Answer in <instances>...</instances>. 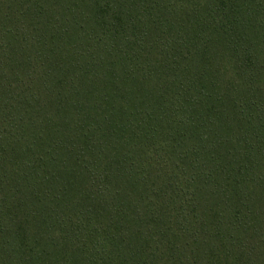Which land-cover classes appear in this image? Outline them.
Wrapping results in <instances>:
<instances>
[{
	"label": "trees",
	"instance_id": "1",
	"mask_svg": "<svg viewBox=\"0 0 264 264\" xmlns=\"http://www.w3.org/2000/svg\"><path fill=\"white\" fill-rule=\"evenodd\" d=\"M0 264H264V0H0Z\"/></svg>",
	"mask_w": 264,
	"mask_h": 264
}]
</instances>
